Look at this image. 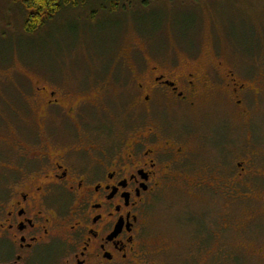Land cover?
<instances>
[{
  "label": "flooded vegetation",
  "instance_id": "obj_1",
  "mask_svg": "<svg viewBox=\"0 0 264 264\" xmlns=\"http://www.w3.org/2000/svg\"><path fill=\"white\" fill-rule=\"evenodd\" d=\"M152 45L113 51L106 74L116 93L105 92V76L94 81L111 111L91 132L80 123L86 99L71 103L65 88L31 83L33 98L13 111L24 119L23 105L32 104L39 115L7 126L36 128L38 136L14 140L12 161L0 152V264H217L216 256L220 264L242 257L264 264V133L255 129L264 84L253 70L239 78L221 60L201 70L194 52L181 59ZM186 110L195 111L189 129L178 122ZM218 118L220 136L207 130ZM191 137L206 151L189 148ZM178 182L205 203L208 239L236 233L238 252L222 247L197 260L193 250L182 257L152 246L150 209ZM219 200L228 203L224 211L215 210Z\"/></svg>",
  "mask_w": 264,
  "mask_h": 264
},
{
  "label": "rangeland",
  "instance_id": "obj_2",
  "mask_svg": "<svg viewBox=\"0 0 264 264\" xmlns=\"http://www.w3.org/2000/svg\"><path fill=\"white\" fill-rule=\"evenodd\" d=\"M119 3L115 11H109L110 5L105 0H84L78 6L62 8L45 26L28 33L23 29L26 11L19 0H0V152L5 154V160L12 161L10 147L14 140L25 142L29 136H38L36 128L27 133L7 126L14 121L31 124L34 115H39L40 107L32 104L23 105L24 113L28 114L24 119H18L13 111L22 109L23 99L33 98L32 82L42 86L51 82L52 87L65 88L69 93L66 100L71 103L86 99L80 120L84 131L91 132L94 125L100 124L101 116L108 118L110 104L95 95L98 85L94 81L105 76V92L116 93L106 74L116 47V56L147 41L156 50H175L181 59L185 52L191 51L201 70L210 61L221 60L237 77L243 78L241 72L253 70L255 83L260 88L264 84V0H119ZM101 4L106 9H101ZM28 93L31 95L27 97ZM113 101L110 100L115 108L122 103ZM256 106L255 115L259 117L255 129L261 134L264 98L260 97ZM234 113L232 121L241 132V123ZM194 114L195 111L189 110L180 113L179 125L189 129ZM220 125L219 118L212 120L207 130L220 136ZM187 146L200 154L206 151L192 137ZM190 193L181 182L162 189L148 216L150 243L155 245L152 246H161L182 257L193 250L197 260H204L209 250L218 255L222 247L238 252L241 242L234 230L235 234L228 239H208L205 203L192 198ZM215 204V210L224 211L228 203L219 200ZM214 215L217 221V211ZM236 220L244 218L238 216ZM199 233L205 237L202 244L193 241ZM262 234L264 231L258 236ZM241 252L246 254L242 249ZM244 258L237 263L261 264ZM216 259L214 263L220 264L219 256Z\"/></svg>",
  "mask_w": 264,
  "mask_h": 264
},
{
  "label": "trees",
  "instance_id": "obj_3",
  "mask_svg": "<svg viewBox=\"0 0 264 264\" xmlns=\"http://www.w3.org/2000/svg\"><path fill=\"white\" fill-rule=\"evenodd\" d=\"M109 3V11H115L119 7V0H105ZM21 7L26 11L23 29L26 32H34L45 26L46 22L53 19L64 7L78 6L84 0H19ZM101 9H106L101 4ZM107 11V10H106Z\"/></svg>",
  "mask_w": 264,
  "mask_h": 264
}]
</instances>
